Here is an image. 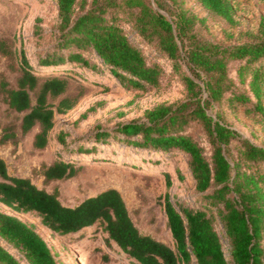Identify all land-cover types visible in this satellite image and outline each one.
Returning <instances> with one entry per match:
<instances>
[{"label": "trees", "instance_id": "16d2710c", "mask_svg": "<svg viewBox=\"0 0 264 264\" xmlns=\"http://www.w3.org/2000/svg\"><path fill=\"white\" fill-rule=\"evenodd\" d=\"M57 1L59 35L55 49L41 58V65L72 63L100 71L83 53L93 49L127 89L157 88L165 70L130 40L124 30V24L130 23L146 43L173 61L187 94L183 100L148 109L143 118L121 122L111 130L100 128L85 140L70 142L69 134L61 130L57 141L68 155L42 165L45 182L78 175L86 163L73 155L94 152L96 145L89 142L108 143L114 137L170 156L185 154L196 190L202 194L200 205L178 209L166 194L173 248L137 226L118 189L109 188L67 206L58 190L50 192L29 177L11 175L3 158L0 203L35 215L64 238L98 225L134 264H192L193 257L197 264H264V146L244 138L230 121V115L241 110L257 126L264 124V15L256 25L235 31L246 12L241 0H197L229 26L221 37L213 32L217 24L201 16L188 0ZM0 52L19 60L15 86L0 73V92L12 117L6 123L0 120V142L17 146L39 126L33 148L44 150L51 144L57 117L74 110L86 91L70 94L69 71L43 73L30 63L25 50H13L6 41H0ZM184 63L192 74L184 70ZM95 110L96 106L88 108L82 118ZM195 126L206 134L211 154L192 134ZM216 217L230 239L231 263L215 228ZM0 239L28 264H58L32 224L1 210ZM0 264L22 263L0 242Z\"/></svg>", "mask_w": 264, "mask_h": 264}, {"label": "rangeland", "instance_id": "374dc122", "mask_svg": "<svg viewBox=\"0 0 264 264\" xmlns=\"http://www.w3.org/2000/svg\"><path fill=\"white\" fill-rule=\"evenodd\" d=\"M188 1L201 16H207L211 23L217 24L213 32L223 37V29L229 27L226 22L207 11L197 0ZM241 1L246 6V12L241 14L242 26L235 31L256 25L264 15V0ZM165 14L170 17L168 13ZM170 19L172 20L171 17ZM58 24L57 0H0V41H6L13 50H25L30 63L43 73L69 71L72 76L70 94L86 91L74 110L57 117L51 144L46 149L33 148V138L38 130L36 126L17 146L0 142V158L6 161L11 175L29 177L39 187L50 192L58 190L60 200L67 206L77 205L109 188L118 189L137 226L144 233L175 248L164 205L166 194H169L175 205H179L178 209L180 206H199L202 197L196 190L195 179L185 154L170 156L110 137L108 143L94 144V140L89 142L90 146L96 145L94 152L73 155L74 159H82L86 163L74 177L46 183L41 170L43 164H52L60 156L68 155L66 148L57 141V134L61 130L69 134L67 139L70 142L78 138L85 140L100 128L111 130L121 122L143 118L148 109L160 103L185 99L187 92L181 75L174 70L173 61L153 44L146 43L130 23L124 24V30L130 40L144 51L150 62L159 63L165 70L162 83L157 88L127 89L93 49L84 50L83 53L101 69L100 71L72 63L43 66L40 64L41 58L55 49L59 35ZM14 66L16 70L12 69ZM18 66L17 57L10 58L0 52V73L14 86L19 76ZM183 68L192 74L187 64L184 63ZM195 78L203 84L201 77ZM92 106H96V110L82 118ZM209 113L215 116L214 110L210 109ZM248 117L241 110H237L230 115L232 127L254 144L264 146V124L257 126ZM11 118L4 95L0 92V120L6 123ZM191 132L211 154L203 129L195 126ZM234 149L235 154L238 153V149ZM261 171L264 172V164ZM0 210L32 224L52 249L58 264H134V260L115 242L107 240V233L98 225L64 238L42 225L40 219L33 214L18 213L1 203ZM214 212L217 210L214 209ZM215 228L226 258L231 263L230 239L219 217H216ZM0 242L22 264H28L12 246L1 239ZM192 264H197L194 257Z\"/></svg>", "mask_w": 264, "mask_h": 264}, {"label": "crops", "instance_id": "0c3cea01", "mask_svg": "<svg viewBox=\"0 0 264 264\" xmlns=\"http://www.w3.org/2000/svg\"><path fill=\"white\" fill-rule=\"evenodd\" d=\"M38 130H39V126H38ZM38 130H37V131H38ZM35 134H36V133H35Z\"/></svg>", "mask_w": 264, "mask_h": 264}]
</instances>
